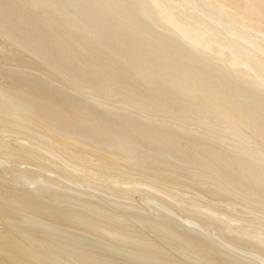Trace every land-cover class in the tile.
Wrapping results in <instances>:
<instances>
[{
  "label": "bare ground",
  "instance_id": "1",
  "mask_svg": "<svg viewBox=\"0 0 264 264\" xmlns=\"http://www.w3.org/2000/svg\"><path fill=\"white\" fill-rule=\"evenodd\" d=\"M263 259L264 0H0V264Z\"/></svg>",
  "mask_w": 264,
  "mask_h": 264
},
{
  "label": "rangeland",
  "instance_id": "2",
  "mask_svg": "<svg viewBox=\"0 0 264 264\" xmlns=\"http://www.w3.org/2000/svg\"><path fill=\"white\" fill-rule=\"evenodd\" d=\"M136 198L138 199L139 197H136ZM151 200L152 199H150L149 201L146 202V199H145L144 201L146 203L143 201V203L145 204V207H147V208L149 207L148 209L153 210L155 208V209H158L161 213H163V214H165L167 216H172L174 218H177L178 222L182 223V225L184 224V226H186L188 228H192V226H193V228L194 227H196V228L198 227V224L193 223L191 220H185V223H187V224H185L183 218H181L180 216H177L178 214H175L174 211H172V208H170L168 205H166V204L164 205L162 202H160L159 200L157 201L155 199H154V201L160 202V204H158L157 202H154L153 200H152L153 203H150ZM180 218L183 220V222H182V220ZM259 263L260 264H264V259L261 260Z\"/></svg>",
  "mask_w": 264,
  "mask_h": 264
}]
</instances>
